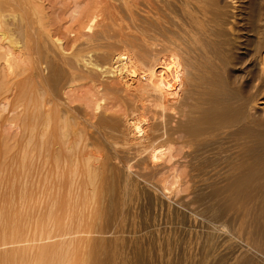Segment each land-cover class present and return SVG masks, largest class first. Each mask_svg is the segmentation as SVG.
<instances>
[{
  "label": "rangeland",
  "instance_id": "rangeland-1",
  "mask_svg": "<svg viewBox=\"0 0 264 264\" xmlns=\"http://www.w3.org/2000/svg\"><path fill=\"white\" fill-rule=\"evenodd\" d=\"M62 1L31 0L34 7L29 3V7H33V19L39 21L34 25L35 41L41 50H48L45 60L33 54L27 57L30 61L26 65L15 70L16 76L11 77L5 70L0 72V234L4 236V229L7 232L5 239L0 235V241L21 238L33 243L34 239L37 242L32 245H37L43 238L40 235L45 238L44 234L48 233L51 234L50 241L43 240L42 243L60 244L65 237L63 243L66 242L67 262L70 264H87L84 260L89 249L93 246L104 248L110 243L124 255V264H264L263 240V243L259 241L260 244L252 243L249 235H254L252 231L246 234L248 229L242 225L244 218L242 212L239 213V204L234 211L235 203L229 202L233 197L236 202V198L230 190L231 193H227L228 181L224 179L227 183L223 181L226 183L223 187L224 183L216 178L220 173L226 175L230 172L227 170L240 153L237 152L240 145H245L246 149L250 147L249 150L258 149L255 152H264V143L261 146L256 143L264 127H253L259 132L250 133L248 131L254 130L251 127V130L242 132L239 127L234 128L235 136H232V130L215 136H202L196 139H200L199 143L192 141L188 149L173 143L170 146L178 152L174 153V158L160 160L156 165L149 162L142 165L143 156L140 160L134 159L133 152L129 150L125 137L126 117L122 110L118 111L119 107L112 105L106 112L102 108L96 111L95 105L92 107L97 100L94 96H104L102 92L106 87L112 95L114 93V99L123 97L122 83L102 74V71L93 70L84 62V59H91L99 68H108L114 54L122 50L137 57L147 43L151 45L152 39L156 37V42L157 38L165 37L163 28L173 31L178 25H185L186 18H193V23L196 22L194 33L199 43L210 45L209 50L216 57L210 55L201 65L204 80L207 75V78L215 76L219 80L218 92L221 95L217 93V96L222 103L225 102L224 106H238L247 100L249 92L254 94L257 100L248 106L246 113L264 118V64L261 63L264 56V0H157L156 10L152 0H99L96 1L98 4L101 2L98 8L106 12L102 16L107 13L109 16L98 17L90 29L87 23L89 16L84 19L81 11L86 6L87 9L92 7L93 0L90 5L84 3L85 0L76 4L75 0ZM81 4L85 5L84 9ZM153 11L158 12L155 16L160 21ZM145 30L149 34L146 35ZM175 36L171 35V38L178 41ZM153 47H149L150 60L161 56L165 57L163 61L172 58L170 50L164 51L157 46L154 50ZM51 53L52 57L55 54L54 58ZM49 56L54 63L48 60ZM33 59H37L36 64L31 63ZM206 67H209V72ZM213 69L217 72L213 73ZM245 75L252 77L253 84L256 82L252 93L247 92L249 89L243 90ZM238 77L240 83L236 80ZM66 81L73 84L67 82V88ZM70 89L75 91L76 99L65 96L66 92L73 93ZM237 89L238 95L235 93ZM91 94V99L94 98L90 101L92 105L85 106L90 103ZM111 94L104 96L101 103L110 104L105 101L113 97ZM228 96H232L230 101ZM82 98L87 104L80 100ZM111 100L114 103L113 98ZM197 100L192 102L202 105L205 96L200 93ZM195 110L193 114L196 116L198 111L196 114ZM45 112L50 114V119L47 120ZM172 115V125L184 120ZM151 116L149 113L150 119ZM102 117L115 121V128L110 127L109 130V127L98 125ZM179 136L181 134L175 138ZM220 186L226 188V193L223 194ZM218 189L222 193L217 192ZM227 206L233 209L228 211ZM63 233L68 236L61 239ZM261 236L259 234L256 239Z\"/></svg>",
  "mask_w": 264,
  "mask_h": 264
},
{
  "label": "bare ground",
  "instance_id": "bare-ground-1",
  "mask_svg": "<svg viewBox=\"0 0 264 264\" xmlns=\"http://www.w3.org/2000/svg\"><path fill=\"white\" fill-rule=\"evenodd\" d=\"M79 1L80 0H75V4L78 3ZM82 1L83 0H81L80 2L82 3ZM96 1L99 2V0H95V1L93 0V3H91V0H88V1L85 0L84 3L88 2L89 5H90V3H91V5L93 4L92 7L90 6L88 9H87L88 6H86L84 9L85 5L81 4V5H83V9H84V11H81L83 14L82 17L84 19L85 18L87 19V17L89 16L88 20H87L88 21L87 23L89 24V26H88L89 29L91 28L92 25H94L95 22L97 23V20L99 19L98 17L102 16L103 13L104 14L106 13L105 11L104 12L100 11L101 9H99L98 7H100L99 4H101V2L98 4ZM30 2H31V0H0V67H2L0 72L1 71L4 72V70H5V72L7 74L11 75V77H12V75L16 74L15 70H17V68L19 69L20 66L26 65L30 61V60H28L29 58H27V57H31L33 54L34 55L38 54L39 57L37 55V58H41V60L42 59L45 60L46 53L48 52V50L47 51L45 50V52L43 51V49L41 50L38 47L37 42L35 41L37 33H36V27H34V25L38 20L36 18L33 19V17H32V15H34V14H33L31 9H33L34 4L32 5L33 2H31V3ZM152 2H153V7L156 10V8H158V6H156L158 4L155 3V2H157V0H152ZM152 2L149 1L148 3L152 4ZM29 3H30V6H33V7L30 8ZM127 3H126V5H127ZM94 4L97 7L94 6ZM135 4L137 5V3H135ZM154 4L156 7L154 6ZM126 5H124V6H126ZM161 5L163 6V4H161ZM161 5L159 3V6H161ZM145 6H146V3H145ZM196 6H198V4ZM76 7H77V5H76ZM78 8H79V6H78ZM78 8H76V9H78ZM147 8H148L147 10H149L150 7H147ZM198 8H199V6H198ZM44 11H46V9ZM150 11H151V9H150ZM151 13H152V11H151ZM163 13H164V11H163ZM155 14L158 15V12H154V16H155ZM77 15H79V14H77ZM134 15H136V14H134ZM108 16H109L108 13L106 14V16L104 15V17H107V18H108ZM104 17L102 16L101 18H104ZM155 18H157V16H155ZM186 19H187V21L185 22V25L184 24L178 25L176 27V29L173 31H169V29L167 31V30H164V28H163L162 35L164 34L165 37L162 36L160 39L157 38L156 42L154 41L156 39V37H155V39H152L153 42L151 41L152 42L151 45L147 43L150 46L161 47L163 50L167 49L166 51L170 50V52L173 53V54H171L169 52L172 55V58H170V55L167 53V55H169L170 59L167 61L164 60L166 62L163 61V58H165V57L161 58L162 56L161 57L158 56L160 58L150 60L149 59V58H151L150 51H149L150 46H148L147 44H146L145 48L143 47L142 50L140 49L141 51L139 52L137 57L130 55V52H127V50H122V51L117 52L116 54H114V57L112 56L113 57L112 63L110 65V67H108V68H106L105 65H104L105 68H103V67L99 68L100 66L98 67L97 66L98 64L97 65H95V63L93 64L91 59L90 60L84 59L85 64L92 67L93 70L102 71V74H104V75L107 74L108 76L110 75V77L115 78V80L117 82L122 83V86L124 87L123 88L124 89L123 97H125V98L121 97L118 99V97H119L118 96V97H116V99H114L115 98L114 93H113V95H114L113 96L111 94L112 91L110 92V89H108V87H106L105 88L106 90L104 89L105 92L103 91L102 93H105L104 96L110 95V94L113 96V97L109 96L110 100L105 98V100L107 99L105 102L109 101L110 104L109 103L104 104V102H103V104L101 103V100H103L104 96H101L102 97V99H101L100 96L98 98H96V95L95 96L93 95L95 100L96 99L97 100H96V103L94 102L95 101L94 100L93 102L95 104L93 103V105H92L90 102L94 99V98L91 99L92 94H91V96L89 95L90 96V100H89L90 103L87 104V101L85 102L84 99H86V100L88 99L87 98L88 93L86 94L87 97L82 96L84 99L82 98L80 100H82V101L84 100V102H85L84 104H87L85 106L89 107V105L91 104L93 107L95 105L94 109L96 111H99L100 108H102V110L104 109L105 112L110 111L109 105H112L114 107H119V110L117 108L118 111H120V109L122 110V115H125V117H126V119L124 118L125 119V125H126V127L124 125L125 137H126L127 141L129 142V144H128V142L126 144H128V146L130 145V148L129 147H127V148H129V150L133 152L132 156L134 159H137V158L139 159V158H141V156H143L145 158V159H143V157H142V160H143L142 165L143 164L146 165L145 162H149L151 164L156 165L157 162H159L160 160L165 161L163 159L169 158L171 160L172 158H174L175 157L174 153L177 151H174V148H172L173 143H177V144L179 143L180 145H182V148L188 149L192 146V144H191L192 141H196V139H198L199 137H202V136H204V137H210L212 135L215 136L214 134H219V133L223 134V133H226L227 131H230L234 128L237 129L238 127H239L238 130H240L241 132L244 130H247V131L251 130L250 127L251 128H253V127H255V128L256 127H264V118L259 117V115L258 116H250L249 114L246 113L248 106L251 103H253L256 99V96L254 94H250V92H249V91H251V93H252L251 89H255V87H256L255 86L256 82L253 84V80H252L251 76L248 77L245 75L246 79L244 80V85H242L243 90H245V88L249 89L247 91V92H249V95H247L248 98L246 101H244L246 96H243L244 102L240 103V105H238V106H237V104H236V106H233V105L228 106L226 104H225V106L223 105L225 102L222 103V101L219 99L220 97L218 98V96H217V93L219 94V92H218V88H219L218 87V81L219 80L217 78H214L215 77L214 75H213L214 77L212 79H211L212 76L210 78L209 77L207 78V76H208L207 75L208 73H207L206 74L207 76L204 80L205 75L204 74L202 75L201 65L204 64L205 62H207L206 59L210 55H211V57H214L215 59H216V57L213 55L211 50H209L210 45H208L206 43L205 44L199 43L197 36L194 33V28H196V25H195L196 22L195 23H193V22L195 20H193V18L192 19L190 18V20H188V18H186ZM205 19H206V17H205ZM82 21H83V19L81 20V22ZM144 22H145V20H144ZM36 24L38 25V23H36ZM160 30H162V29H160ZM144 32L146 33V35L149 34V31H147V30H145ZM87 33H89V32H87ZM198 33L199 32L197 31V35H198ZM78 34H80V33H78ZM100 34H102V33H100ZM146 35H145V37H147ZM171 35H176L175 38L177 37L178 41H174L173 38H171ZM200 35H201V33H200ZM203 37H201V38H203ZM120 38H121V36H120ZM37 39H38V37H37ZM75 39H74V41H75ZM105 39H106V37H105ZM133 39H134V37H133ZM261 40H262V38H261ZM135 42H137V41L135 40ZM145 42H147V41H144L143 43H145ZM211 42L209 44H211ZM214 43H215V41H214ZM249 44H251V43H249ZM42 45H43V43H42ZM213 45H211V46H213ZM154 47H153V49H154ZM138 48H140V46ZM79 49H80V47H79ZM122 49H124V48H122ZM133 50H134V48H133ZM50 51H49V53H50ZM164 51H162V52H164ZM218 51H219V49H218ZM51 52H54V51L52 50ZM159 53H160V51H159ZM251 53H252V51H251ZM52 55H53V53H51V57H52ZM160 55H162V54L160 53ZM217 55L220 56L221 54L218 53ZM51 57L49 56L48 60L51 61V59H50ZM54 57H55V54L52 58H54ZM155 57H156V55H155ZM218 59L220 60V57ZM52 62L54 63L53 60L51 61V63ZM172 62H174V63H172ZM31 63L36 64L37 59L31 60ZM243 63L245 64V61ZM261 63L264 64V56L261 59ZM50 65H52V64H50ZM70 65L71 64H69V66ZM32 66H33V68L34 67L36 68V65H32ZM75 66H76V64H75ZM24 68H26V67H24ZM208 68H207V70H208ZM73 69H76V67ZM28 71H29V69H28ZM3 72H2V75H3ZM208 72H209V70H208ZM214 72H217V70L214 71V69H213V73ZM75 73H73V74L75 75ZM203 73H204V71H203ZM19 74H17V75H19ZM74 75L71 74V76H73V77H74ZM78 75H76V76H78ZM210 75L211 74H209V76ZM216 77H217V75H216ZM235 78H237V77H235ZM242 78L243 77H241V81H242ZM236 80H239V77ZM70 81H66V83L67 82L69 83ZM72 81L74 82V79ZM110 81H111V79H110ZM220 81H221V77H220ZM199 82H201V83L199 84ZM68 83H67V85L65 84L66 87L67 86L69 87ZM239 83H240V80H239ZM69 84H73V83L70 82ZM233 84H234V82H233ZM201 85L203 87H202V89H199L201 87ZM109 86L111 87V85H109ZM72 88H73V86H72ZM233 89H235V87ZM241 89H242V87H241ZM70 90H72V89H70ZM66 91H68V90H66ZM226 91H227V89H226ZM74 92L75 91H73V93H71V91H69V93H71V95H69V93H67V92H66V95H65V93H64V95L65 96L68 95V99L72 98L73 96L76 99V97H75L76 93L74 94ZM109 92H110V94H109ZM224 92H225V90H224ZM98 93H100V91ZM200 93L202 96H205V101L202 103V105H200V104L196 105L193 102H196V101L198 102L197 98H198ZM228 93H229V91H228ZM235 93L237 95L239 94L238 89H237V91H235ZM235 93H233L232 95L234 96ZM243 93L244 92H242V94ZM101 95H103V94H101ZM219 95H221V92ZM78 97L80 98V96H78ZM231 97L232 96H230V97L228 96L229 101H230ZM111 98H113L114 103L111 102L112 101ZM241 101H242V99H241ZM232 104H234V103H232ZM42 105H43V101H42ZM90 108H91V106H90ZM90 108H89V110H90ZM197 108H199L200 111H198ZM195 109H197V110H195ZM193 110H195V113L198 111V114L196 113L197 114L196 116L193 114L194 113ZM118 111H116V112H118ZM46 112H47V110H46ZM47 113H49V111ZM149 113H151L153 115V117L151 116L152 117L151 119L149 118L150 116L148 117ZM172 114L179 116L180 118L182 117V118H184V120L183 121L178 120L175 122L174 125H172V123L174 122V119H172V116H173ZM50 118H51L50 114L49 115L47 114V120ZM103 118L104 117H102V119H99L100 121H99L98 125H100L102 127L103 126L109 127V130H111L110 127L115 128V125H114L115 121L113 123L111 118H104V119ZM117 121H116V124H117ZM64 126H65V124H64ZM261 129H263V128H261ZM240 131H238V132L241 134ZM252 131L254 132L255 129L248 131V132L250 133ZM257 131H255V132H257ZM232 133H233V130H232ZM178 134H181V136H179V138H175L176 135H178ZM228 136L229 135H227V137ZM232 136H235V134L233 133ZM239 136H243V135H239ZM257 137L258 138L254 137V138H256V143L261 146V144L264 143L263 142L264 130L261 131V133H259V135ZM242 138L240 137L241 140H242ZM236 139H237V137H236ZM198 141H196V142H198ZM218 141H221V140H218ZM234 143H235V141H234ZM170 145H172V146H170ZM231 145H233V144H231ZM239 145H240V143H239ZM242 145H240V146H242ZM240 146H239V150L237 151V152L240 151V153L236 152L237 155L235 156V160L233 161L232 166L229 168L230 170H227L230 172L226 175L220 173L218 176H216V178L220 179V181L217 180L220 183L223 182L224 179H226V181H228V183L226 181H224L227 184L223 182L224 183L223 187H225V184L228 185L227 188H229V189H228L227 193L231 191L232 193L231 192L230 193L233 196L235 195V198H236V202H235L234 197L232 196L233 198H231V196H230L231 194L229 193V196H230L229 198L232 199V201L229 200V202H234L235 205L239 204L238 208H241V211H239V213L242 212V216L244 218V221H243L244 223L242 221H240V222H242V225L244 227H247L248 233H246V234H249L250 231L253 232L254 237L249 235V237H251L252 243L254 242V243L258 244L259 241L262 242V240H263V242H264V152H262V151L255 152V151H258V149L253 150L254 149L253 148V149L249 150L250 147H248V149H246L245 145H243V147H240ZM246 147H247V145H246ZM235 150L236 149H234V151ZM259 150H261V149H259ZM218 162H220V161H218ZM141 168H143V167H141ZM219 182H218V184H219ZM221 186H222V184H221ZM219 189L217 192H221V193H222V191H224V189L226 190V188L222 189V187L220 189L222 191H220ZM224 193H226V192L224 191L223 194ZM235 205L233 204L234 211L236 209H238L237 205L236 206ZM230 206H232V205H230ZM230 206H227L229 208L228 211L233 209ZM239 213H237V214L239 215ZM0 230H1V228H0ZM4 231H5V229H4ZM4 231H3V233H4V236L6 237L5 233L7 234V232H4ZM18 231H19V229H18ZM40 233H41V231H40ZM40 233H38V234H40ZM8 234H10V233H8ZM246 234H245V236H247ZM259 234L263 235V236H261L263 238L261 239V237H258V238H260L258 240V239H256V237L259 236ZM18 235H21V234H18ZM44 235H45V238L43 235H40L43 238L42 237H41L42 239L39 238L40 243H37V245H32L33 243L37 242V240L35 241L34 239L32 241L33 243H31L29 241L31 243V245H27V246H25V244H30V243L28 241L21 240V238H11L10 240L0 241V248L3 247L2 248L3 250L0 252V257H1L0 258V264H70L67 262L69 259L67 260L68 251L66 250V247H65L66 242L63 243L64 238H65L64 236H66L67 233H65V234L63 233V236L61 237V239L63 237L64 238L62 240V243L60 242V244L59 243L55 244V242H54V244L42 243L43 240L44 241L45 240L50 241V239H51V236H49L51 234L48 235V233H47ZM1 236L3 239H5L3 234ZM53 238H54V236H53ZM7 239H9V238H7ZM56 239H58V238H56ZM30 240H32V239H30ZM66 241H67V239H66ZM38 242H39V240H38ZM261 242H259V244ZM21 245H24V246H21ZM9 246H11V247H9ZM262 246H264V245H262ZM6 247H9V248H6ZM67 247H69V246H67ZM101 247L102 246H93L91 249H89L90 250L89 255L88 256L86 255L87 261L84 260V262H87V264H124L125 263L126 260L124 258V255H122V253L117 250V248L113 245V243L108 244L104 248H101ZM125 250H124V252H125ZM157 256H158V254H157ZM166 257H167V255H166ZM153 261H155V259ZM70 262H72V260ZM81 262H83V260ZM143 262H145V261H143ZM73 264H75V263L73 262Z\"/></svg>",
  "mask_w": 264,
  "mask_h": 264
}]
</instances>
